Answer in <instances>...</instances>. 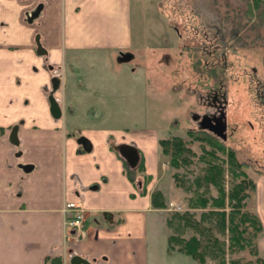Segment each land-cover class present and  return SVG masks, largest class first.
<instances>
[{
  "label": "crops",
  "instance_id": "crops-1",
  "mask_svg": "<svg viewBox=\"0 0 264 264\" xmlns=\"http://www.w3.org/2000/svg\"><path fill=\"white\" fill-rule=\"evenodd\" d=\"M135 5L0 0V264H63L68 258L71 264L75 256L91 264H197L168 251L167 210L152 206L154 192L165 197L164 138L144 126L102 123L110 113L133 115L136 107L135 89L126 87L136 83L134 65L128 68ZM38 45L45 55L37 54ZM15 126L18 146L10 143ZM80 137L90 141V152L77 143ZM121 145L138 151L134 169L117 152ZM22 163L32 170L23 172ZM253 181L251 211L262 226L257 245L264 258V173ZM67 202L86 212L83 237L64 229Z\"/></svg>",
  "mask_w": 264,
  "mask_h": 264
},
{
  "label": "rangeland",
  "instance_id": "rangeland-1",
  "mask_svg": "<svg viewBox=\"0 0 264 264\" xmlns=\"http://www.w3.org/2000/svg\"><path fill=\"white\" fill-rule=\"evenodd\" d=\"M135 3L136 45L128 68L135 67L136 83L129 80L126 87L129 90L134 87L136 107L133 115L110 113L108 121L102 123L118 129L132 124L144 126L156 130L161 138L179 137L186 142L195 154L191 156L193 163L187 167L174 169L169 157L161 151L160 186L165 197L158 192L166 200V221L175 212L192 213L199 221L208 209L189 208L188 199L193 196L185 188L202 174L203 153L200 142L187 135L188 130L203 129L218 137L236 152L239 161L249 166L245 171L252 181L264 172V30L255 32L261 36L260 40H253L255 33L245 39L246 31L237 33L231 29L229 22L241 8L238 0H135ZM222 20L227 25L224 32L218 30ZM139 81L143 83L144 95L139 92ZM16 151L20 156L21 150ZM26 165L22 163L19 168L24 172ZM230 180L226 176V189ZM249 193L245 209L253 213L254 191ZM210 194L216 195L212 187ZM214 222L212 218L200 223L199 228L207 230H201V237L190 228L182 232L183 237L198 236L205 240L216 236L228 246L227 236L218 232ZM167 229L168 236L176 233ZM257 257L262 258L258 245L255 256L246 249L233 254L226 252L224 258L254 261ZM68 260L63 264H70ZM206 263L218 264V259L208 257Z\"/></svg>",
  "mask_w": 264,
  "mask_h": 264
},
{
  "label": "trees",
  "instance_id": "trees-1",
  "mask_svg": "<svg viewBox=\"0 0 264 264\" xmlns=\"http://www.w3.org/2000/svg\"><path fill=\"white\" fill-rule=\"evenodd\" d=\"M238 1L241 8L236 10V15L229 24L231 29L237 33L246 31L244 38L247 39L251 33L264 30V0ZM223 22L224 20L218 26V30L222 32L227 26ZM252 39L260 40L261 36L255 33ZM187 135L192 140L200 142L203 153L200 161L204 165L202 174L195 177L192 183L185 188L193 196L188 199V206L191 209H208V211L201 214L199 221H196L194 214L189 212L171 213L166 226L176 233L168 237V251L186 254L197 264H207L208 257L218 259V264H264V258L261 257H257L254 261H246L242 258H232L226 261L224 258L226 252L233 254L246 249L250 254L257 255L256 238L262 231V226L258 217L245 209V201L250 197L249 191H254L255 188L254 181L245 171L249 166L239 161L236 152L227 148L218 137L210 132L203 129L188 130ZM159 145L163 155L169 157L170 165L174 169L187 167L193 163L192 157L195 154L181 138L163 139L159 141ZM126 173L128 178L134 182L136 174L129 170ZM226 176L231 179L228 189L225 187ZM174 180L179 181L178 176L175 175ZM148 181V178L144 179V184ZM201 187L203 191L200 192ZM211 187L216 191L215 196L210 194ZM151 201L155 209H166L160 192H154L151 195ZM212 218L218 232L227 236L228 246L225 241L216 236L205 240L200 238L203 234L201 230L207 231L199 228L200 223ZM187 228L199 232L200 237L184 238L182 232ZM54 262V264H61L58 260Z\"/></svg>",
  "mask_w": 264,
  "mask_h": 264
},
{
  "label": "water",
  "instance_id": "water-1",
  "mask_svg": "<svg viewBox=\"0 0 264 264\" xmlns=\"http://www.w3.org/2000/svg\"><path fill=\"white\" fill-rule=\"evenodd\" d=\"M40 9L41 7H38V9L36 10V13L31 16V19H34L38 15ZM37 54L38 55L46 54L45 50H43L40 47V45H38ZM52 87H53V90H56L58 88V82L56 79L52 80ZM51 99H52L51 103H52L53 112L59 113L57 105L53 103L54 102L53 97H51ZM17 131H18V127L15 126L12 128L11 134H10V143L13 144L14 146H18L19 144L18 138H17ZM218 134H219V131H218ZM77 143L82 146L85 152H90L92 149V145L90 141L86 139L85 137L78 138ZM116 149H117V152L120 154V156L126 160L128 166L134 169L139 159L138 151L135 148L131 146H127V145L118 146ZM23 170L24 172H30L32 170V166L30 165L23 166ZM71 264H91V263L87 262L86 260H83L82 258L78 256H75L72 258Z\"/></svg>",
  "mask_w": 264,
  "mask_h": 264
},
{
  "label": "built area",
  "instance_id": "built-area-1",
  "mask_svg": "<svg viewBox=\"0 0 264 264\" xmlns=\"http://www.w3.org/2000/svg\"><path fill=\"white\" fill-rule=\"evenodd\" d=\"M61 212L63 216L64 229L77 234V236L83 237L86 212L81 205L73 202H67L64 204Z\"/></svg>",
  "mask_w": 264,
  "mask_h": 264
}]
</instances>
